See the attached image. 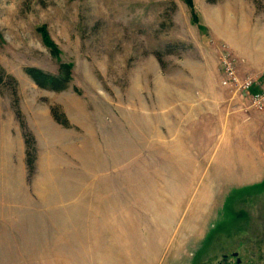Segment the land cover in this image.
<instances>
[{"label":"rangeland","instance_id":"rangeland-1","mask_svg":"<svg viewBox=\"0 0 264 264\" xmlns=\"http://www.w3.org/2000/svg\"><path fill=\"white\" fill-rule=\"evenodd\" d=\"M226 54L264 88V0H0V264H264V111Z\"/></svg>","mask_w":264,"mask_h":264},{"label":"built area","instance_id":"built-area-1","mask_svg":"<svg viewBox=\"0 0 264 264\" xmlns=\"http://www.w3.org/2000/svg\"><path fill=\"white\" fill-rule=\"evenodd\" d=\"M236 60L230 55H223L221 58V69L223 72L221 86L233 95L246 96L248 103L245 106V111H254L261 113L264 111V88L254 92L256 87V77L246 76L240 78L236 72Z\"/></svg>","mask_w":264,"mask_h":264},{"label":"trees","instance_id":"trees-1","mask_svg":"<svg viewBox=\"0 0 264 264\" xmlns=\"http://www.w3.org/2000/svg\"><path fill=\"white\" fill-rule=\"evenodd\" d=\"M27 77L40 89H47L53 92H60L67 88V81L59 77H53L45 74L37 69H27L25 71ZM27 165H32L31 161H27Z\"/></svg>","mask_w":264,"mask_h":264},{"label":"crops","instance_id":"crops-1","mask_svg":"<svg viewBox=\"0 0 264 264\" xmlns=\"http://www.w3.org/2000/svg\"><path fill=\"white\" fill-rule=\"evenodd\" d=\"M243 63H245V61L241 62L239 64V66L241 64H243ZM246 68L248 70H252L257 75L262 74L264 72V58L263 57L262 58L261 57H258L256 59L254 58V59H251V60H248L247 59V66L244 69L246 70Z\"/></svg>","mask_w":264,"mask_h":264}]
</instances>
